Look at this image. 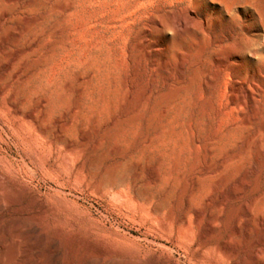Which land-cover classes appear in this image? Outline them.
<instances>
[{
	"label": "rangeland",
	"instance_id": "rangeland-1",
	"mask_svg": "<svg viewBox=\"0 0 264 264\" xmlns=\"http://www.w3.org/2000/svg\"><path fill=\"white\" fill-rule=\"evenodd\" d=\"M184 2L0 0V264H264V171L213 144L264 38Z\"/></svg>",
	"mask_w": 264,
	"mask_h": 264
},
{
	"label": "bare ground",
	"instance_id": "bare-ground-1",
	"mask_svg": "<svg viewBox=\"0 0 264 264\" xmlns=\"http://www.w3.org/2000/svg\"><path fill=\"white\" fill-rule=\"evenodd\" d=\"M167 1L172 6L180 5L179 4L180 2H183L185 4L184 1H187L186 4H189L188 5L189 7L190 6L200 7V9H203V10L206 8L211 9L214 13L219 15L218 19L220 22L225 23V24H227V23L232 24L234 26L235 30H233L230 34V38L234 41V43L229 44V46L231 49L230 53L232 55H234L237 60H240V61L243 60L244 61L251 54H253V53L257 54V51L255 52L253 46L259 41L260 37L264 38V0H167ZM170 12L174 14L175 22L178 26L182 27V26L187 25V23H188L187 20L185 18L177 15L175 8L171 9ZM237 29H239V30H237ZM261 32L263 35L261 34ZM224 41H225L224 39L223 40L220 39L218 41L219 42L218 44L221 46V44H223ZM240 61H238L234 65L236 67L240 66L241 65L239 63ZM226 66L227 65L224 64L223 67L221 68V71H225ZM243 73H244V69H243ZM210 78H213V77H210ZM257 79H259V78H257ZM221 102H219V103H221ZM250 102L253 105V112L248 116H245L244 114L240 113L241 114V121L231 124V126L228 127L225 132L223 131L224 133L221 136H218V134H219L218 133L217 136L214 138L213 144L217 145L214 147L215 149H219L220 147L221 148H223V146L225 147V145H228V143H231L232 141H236V143H237V141L238 142L239 141L244 142V140H246V144H244L242 146L243 148L240 149L241 148L240 147L239 148L240 150L237 151L233 156L228 158L227 162L229 164H233V165L236 163L243 165L244 162L246 163V155H247V153H249V155H250V158H249L250 162L249 163H251L253 170L249 168L250 171H248V170L247 171L251 172V170H252L253 172L257 171V173H258V171H260V172L264 171V111L261 112V109L258 106L257 100L253 95H251V97H250ZM246 104H247L246 99H242L240 102H238L236 100V97H235V98H233V100L231 102V107H232V109L234 108L235 110L236 109H242V106H245ZM214 108H216V107H214ZM215 119H217V118H215ZM213 121L214 120H212V123H213ZM228 124H230V123H228ZM220 126H218V127H220ZM217 131H216V133H217ZM213 134H215V133H213ZM241 142H239V143H241ZM220 144H221V146H220ZM229 146L232 147L231 144H229ZM235 150H236V148H235ZM249 155L247 157H249ZM249 166H250V164H249ZM234 167H235V165H234ZM247 168H245V169H247ZM251 174H253V173H251ZM246 177L247 176H245L244 178H246ZM241 182H243V181H241ZM243 184H245V183L243 182ZM256 255H255V257H256Z\"/></svg>",
	"mask_w": 264,
	"mask_h": 264
}]
</instances>
